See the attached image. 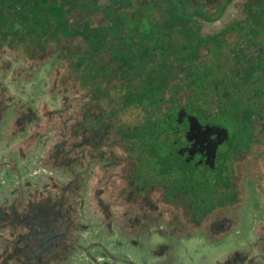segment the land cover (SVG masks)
<instances>
[{
  "label": "rangeland",
  "instance_id": "374dc122",
  "mask_svg": "<svg viewBox=\"0 0 264 264\" xmlns=\"http://www.w3.org/2000/svg\"><path fill=\"white\" fill-rule=\"evenodd\" d=\"M246 1L248 0H234L227 13L212 26L219 28L224 22L240 18V9ZM16 6L21 7V4L18 2ZM98 24L101 22H98L96 27L100 26ZM96 27L93 29H98ZM35 31L37 32V29ZM4 37L5 33H1L0 44ZM158 42L159 45L164 43L163 37L159 36ZM72 43L73 40L65 39L60 44L72 48ZM77 44L79 47L83 46L82 42L76 43L73 46L74 50L79 49ZM4 45L5 43L0 45V106L19 100L28 101L37 108L38 116H42L37 126L30 125L20 137L16 136V129H22L24 120L11 117L5 124L0 138V237L12 235L13 229L15 233L19 232L20 236L22 231L27 232L23 240H16V246L24 256L17 257L16 254L13 258L14 264L19 262L25 264L27 258L32 255L34 249H31V244L37 235H33V229L55 227L58 231L65 230L64 216L67 217V212L71 221L69 236L86 250L70 245L66 253L62 254L59 243L58 251L50 252V255L55 257L49 264H126L118 260L113 261L107 256V252L117 257H125L133 264H244L241 263L242 259L253 264V257L257 260L256 264H264L262 147L260 150L256 145L252 147L263 153L262 158L259 152L254 150L253 154L245 153L239 163L235 162L238 165L232 169V182L236 193L224 199L221 184L202 185L201 192L197 191V195L201 197L196 203L199 207L205 204L212 206L210 202L215 197L219 201L223 200L219 208L206 211L199 219L202 210L197 213L192 211V202L197 195H194L189 203L185 196L180 193L176 195V187L183 182L192 187L197 179H193L192 176L202 175L200 171L202 169L198 173L194 170L191 173L190 169L189 172L184 170L182 163L176 162L174 157L169 161L160 159L155 161L150 157L140 172L132 176L133 171L129 168L130 159L125 156L123 145L125 140L120 130L109 137L116 158H111L107 163L98 162L96 150L90 152L83 138L84 132L81 133L84 122L78 121L75 126L76 121L70 119L75 111L73 107L64 110L59 118L53 119L51 127L48 123L51 117L47 119L43 116L44 111L62 108L57 93L59 88L56 89L53 85L55 76L52 69L55 68L56 62L51 59V55L47 57L46 62L47 58L39 59L32 54L29 57L30 49L21 51L23 49L21 44L17 45L18 50L12 49L15 43L13 46ZM200 51L203 54L200 58L203 76L199 78L198 83L202 86H197V82H190L191 86L188 85L181 93L183 98L186 95L191 96L199 108L216 110L217 107L229 113L237 123L235 137L240 149L244 150V143L251 141L253 137L263 140L264 118L254 123L249 135L246 133L249 124L248 121L246 123L247 112L243 110L247 105H252V100H256V97L253 99L250 96L251 90L247 91L249 86L243 88L245 92L242 91L239 98H234L233 92L228 93V90L223 88L222 82L226 81V73H229L233 65L228 54L220 58L212 56L205 58L204 49ZM250 55H254L253 49ZM58 70L56 68L57 73L64 71ZM190 71L184 66L182 71L175 72L172 82L181 86L187 80L186 76ZM171 92L161 93V89L156 90V102L151 106L150 114L162 109ZM159 97L162 98L160 102ZM254 105L258 106L257 102ZM122 107L119 118L130 129L143 124L149 111V107L142 104H138L136 108L127 104ZM241 118L244 121H241ZM64 125L65 132L60 136V129ZM72 126L79 129L78 136L73 135L72 129L70 130ZM58 142L63 143L61 149L55 146ZM87 154L96 161L92 166L93 171L90 169L91 172H86ZM167 163L171 164L172 170L167 174H160L159 167ZM76 169L83 170L80 177L81 188L68 193L66 200L61 202L62 208L52 201V206L37 211L33 216L25 212L24 214H27L25 217L22 215L23 212L17 210L13 213L14 211L7 208L20 189L26 192L25 206L28 205L30 209L34 207L35 202L45 197L52 200L59 198L62 188L73 177L72 173ZM147 175L154 178L152 180L154 182L151 181L148 187L140 186L139 178L142 177L147 182L149 178ZM166 180L171 182L170 190L160 183ZM204 180L206 179L198 181ZM212 187H214L211 191L212 196L205 195ZM65 205H68L69 210L64 208ZM44 214L47 216L38 223ZM28 216L31 217L30 221L23 223ZM6 223L12 228H2ZM21 224L27 228L23 230ZM1 229L5 231L1 232ZM246 252L249 253L248 258L242 257ZM0 253H6L5 257L10 255L7 250ZM3 257L0 255V263L8 264L7 258L1 259Z\"/></svg>",
  "mask_w": 264,
  "mask_h": 264
},
{
  "label": "trees",
  "instance_id": "16d2710c",
  "mask_svg": "<svg viewBox=\"0 0 264 264\" xmlns=\"http://www.w3.org/2000/svg\"><path fill=\"white\" fill-rule=\"evenodd\" d=\"M233 1L0 0V34L5 33L1 44H10V46L12 44L13 46L15 43L13 50H18L17 45L21 44L23 47L21 51L30 49L29 57L32 54L41 59L51 55V59L56 62L54 63L56 64L55 68L52 69L55 76L53 85L56 89L59 88L57 93L62 108L44 111L45 118L51 117L48 122L49 126H53V119L59 118L64 110L73 107L75 111L70 119L76 121L75 126L78 121L84 122V129L81 133L84 132L83 138L90 152L96 150L97 161L100 163H107L111 158H116L109 137L120 130L121 136L125 140L123 144L125 156L127 155L130 159L129 168L134 173L132 176H136L145 165V161L150 159L151 153L149 150V152L147 151V146L150 142L149 139L158 129V111L150 114V108L156 102V90L161 89V93L172 91L168 95L171 100L175 99L177 90L182 92L190 85V82L198 83L199 78L203 76L201 72L203 65L200 60L203 56L201 49H204L205 58L210 56L220 58L228 54L233 65L229 73H226V81L222 82L225 85L223 88H226L228 93L233 92V97L239 98L242 91L245 92L243 88L249 86L247 91L251 90L250 96L253 99L256 97V100H252V105H247L243 110V112H247L246 123L248 121L247 124H249L246 133L248 134L252 129V123L263 120L264 0H248L240 9V18L224 22L219 28L210 26L227 13ZM18 2L21 7L16 6ZM98 22L101 24L96 27ZM94 27L98 29H93ZM159 36L164 40V43H160V45ZM65 39L73 40L72 48L63 47L60 44ZM80 42L83 46L79 47L77 44L79 49L74 50L73 46ZM252 49L254 55H250ZM184 66L191 70V75H187V80L179 86L172 82V77L175 76L176 71H182ZM56 68L57 70L61 69L60 71L64 69V71L57 73ZM17 82L18 80L16 84H18ZM197 86L201 87L202 85L198 83ZM160 101L162 98L159 97ZM256 102L258 106L254 105ZM137 103L148 106L149 111L143 124L130 129L120 120L119 111L124 104L136 108L138 107ZM195 106H198L197 103ZM214 111L216 115L219 114L216 118L217 121L226 126L221 124L226 133L225 136H219L222 138L221 142L225 141V147L223 146L224 148L221 149L222 156L230 151V156L233 154L238 158H244L245 153L253 154L254 150L263 156L259 150L261 147L264 150V139L253 137L251 141L244 143V150L240 149L237 143L232 148L236 141V137L233 136L234 121L236 120L226 115L227 112L220 113L221 108ZM37 112V108L28 101L19 100L0 106V138L5 124L14 116L24 120L21 129L23 131L16 129V136L24 135L30 125L37 126L42 117L38 116ZM241 121H244L243 118ZM54 126L56 128V123ZM72 127L70 130L72 129L73 135L78 136L79 129ZM65 129L64 125L60 129V136L64 134ZM5 138L11 139L8 136ZM255 145L259 150L252 149ZM55 146L57 149H61L63 143L58 142ZM86 157L88 166L86 172H91L96 161L91 159L88 154ZM223 163L224 159H222V165ZM217 169L222 170L221 164ZM171 170L170 163L159 167L160 174H167ZM224 170L227 173L229 171L227 167ZM72 174L73 177L62 188L59 198L52 200L45 197L43 198L45 200L35 202L34 207L30 209L28 205L25 206L27 194L23 189H20L7 208L14 211L13 213L17 210L23 212L24 217L27 215L24 214L25 212L33 216L37 211L52 206V201L57 203L56 206L60 205L62 208L63 203L61 202L66 200L68 193L76 192L81 188L80 177L83 175V170L77 171L76 169ZM232 178L231 171L221 184L227 191L226 196L236 193L234 183L231 184ZM153 179L149 177L147 183L146 179L140 177L138 184L148 187ZM155 183L159 184V182ZM160 183L170 190V180L160 181ZM196 184L198 183L195 182L192 187H189L183 182L179 187H176V195L180 193L190 203L194 195H197V191L201 192L198 187L205 183L199 182L198 186ZM210 192L211 190L207 191L205 195H209ZM199 200L201 197L197 195L193 199V206L191 205L194 213L202 210L198 216L199 219L205 215L206 211L217 208L215 207L216 199H211L214 204L210 200L212 206L205 204L202 207L196 204ZM234 201L236 202V200ZM145 203L148 204V201ZM64 208L69 210L68 205H65ZM45 216L47 214L42 215L38 223H41ZM30 219L31 217L28 216L23 223H28ZM70 224L67 212V217L64 216L65 230L58 231L55 227L33 229V235L37 234L34 243L31 244V249L34 250L25 264H49L55 257V255H50V252L58 251L59 243H61L60 252L62 254L66 253V249L70 245L86 250L70 238ZM5 227H10L9 223L2 225V228ZM22 227H24L23 230L27 228L24 225ZM3 231L5 230L1 229V232ZM26 235L27 232L22 231L20 236L19 232L15 233L13 229L12 235L0 237V252L7 250L10 254L7 257H5L6 253H0V255L7 258L8 264H14L13 258L16 254L17 257L24 256L23 252L18 250L16 240H23ZM106 254L113 261L133 264L125 257H117L108 252ZM245 254L242 257L248 258L249 253ZM4 257L1 259L4 260ZM252 260L253 264H256V258L253 257ZM241 263L249 264L243 259ZM19 264L23 263L19 262Z\"/></svg>",
  "mask_w": 264,
  "mask_h": 264
},
{
  "label": "flooded vegetation",
  "instance_id": "af4514ba",
  "mask_svg": "<svg viewBox=\"0 0 264 264\" xmlns=\"http://www.w3.org/2000/svg\"><path fill=\"white\" fill-rule=\"evenodd\" d=\"M212 25L213 24H210V26ZM181 93L182 92L177 90L176 100H170V98H168L165 105L162 106V109L157 113L159 121L158 129L149 141L160 142L164 147L161 153L162 157L156 158L153 155L150 157L155 161L156 159L169 161L171 157H174L176 162L179 161V163H182L186 171L189 169L191 170L192 167L190 172L192 173L194 170L198 173V171L202 169L200 170L203 173L202 175L192 176L194 179L197 178L195 180L196 183L199 184L198 180L204 178L206 180L201 182L212 184L213 186L222 184L226 175L230 174L235 165H238L235 162L239 163L241 158L233 154L230 156V151L222 156L223 151L221 152V149L225 147V141L223 140L224 142H221L222 138L219 136H225L226 132L222 128L224 124L221 122L219 123L216 119L219 114L216 115L214 113L215 111L210 108H199L195 106V101L192 100L191 96L186 95L184 96L185 98H183ZM215 109L218 108L216 107ZM224 112V109H222L220 113L224 114ZM226 115L234 119L229 113ZM220 120H222V118H220ZM236 127L237 123L234 121V128ZM252 128H254V123H252ZM233 136H235V130ZM176 143L178 144L177 146ZM235 143L237 142H234L232 148L236 145ZM148 150L149 145L147 146V151ZM222 159H224L223 165ZM220 164L222 166L221 171L217 169ZM223 167H227V169L231 171L227 173ZM208 175H210V177H208ZM232 183L231 181V184ZM198 184L196 185L198 186ZM201 187L202 186L198 187L199 190ZM213 188L214 187L211 188V191ZM223 194L225 199L227 191L224 190ZM209 195H212L211 192ZM216 200L215 207L219 208L218 205L219 203L221 205L223 199L219 201L217 198Z\"/></svg>",
  "mask_w": 264,
  "mask_h": 264
},
{
  "label": "water",
  "instance_id": "95a60500",
  "mask_svg": "<svg viewBox=\"0 0 264 264\" xmlns=\"http://www.w3.org/2000/svg\"><path fill=\"white\" fill-rule=\"evenodd\" d=\"M177 145L178 144L176 143V146ZM163 147H164L163 144H161L160 142H150L149 151H150L151 155H153L154 157L160 158V157H162L161 153L163 151Z\"/></svg>",
  "mask_w": 264,
  "mask_h": 264
}]
</instances>
